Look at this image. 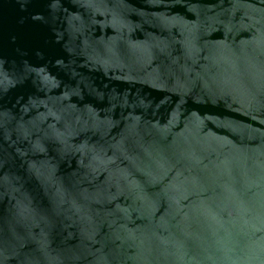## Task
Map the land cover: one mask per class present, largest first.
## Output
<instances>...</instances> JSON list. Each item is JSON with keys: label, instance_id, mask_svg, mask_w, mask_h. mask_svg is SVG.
<instances>
[{"label": "water", "instance_id": "water-1", "mask_svg": "<svg viewBox=\"0 0 264 264\" xmlns=\"http://www.w3.org/2000/svg\"><path fill=\"white\" fill-rule=\"evenodd\" d=\"M0 264H264V0H0Z\"/></svg>", "mask_w": 264, "mask_h": 264}]
</instances>
